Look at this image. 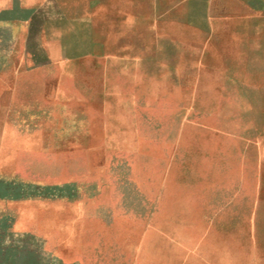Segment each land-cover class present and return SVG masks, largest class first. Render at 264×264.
<instances>
[{
    "label": "crops",
    "instance_id": "0c3cea01",
    "mask_svg": "<svg viewBox=\"0 0 264 264\" xmlns=\"http://www.w3.org/2000/svg\"><path fill=\"white\" fill-rule=\"evenodd\" d=\"M212 1L0 0L13 227L82 233L107 210L114 172L140 160L147 139L155 154L158 108L220 105Z\"/></svg>",
    "mask_w": 264,
    "mask_h": 264
},
{
    "label": "rangeland",
    "instance_id": "374dc122",
    "mask_svg": "<svg viewBox=\"0 0 264 264\" xmlns=\"http://www.w3.org/2000/svg\"><path fill=\"white\" fill-rule=\"evenodd\" d=\"M253 2L251 11L206 4L221 52L220 105L158 108L155 154L147 139L140 160L114 172L107 210H94L82 233L11 225L0 58V264H264V0Z\"/></svg>",
    "mask_w": 264,
    "mask_h": 264
}]
</instances>
